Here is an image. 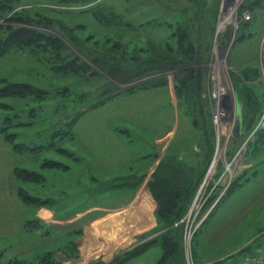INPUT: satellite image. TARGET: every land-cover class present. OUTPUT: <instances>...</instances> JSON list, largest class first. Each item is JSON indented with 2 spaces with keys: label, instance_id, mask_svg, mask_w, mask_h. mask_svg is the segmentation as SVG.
<instances>
[{
  "label": "rangeland",
  "instance_id": "obj_1",
  "mask_svg": "<svg viewBox=\"0 0 264 264\" xmlns=\"http://www.w3.org/2000/svg\"><path fill=\"white\" fill-rule=\"evenodd\" d=\"M194 2L19 0L8 9L7 16L24 11L47 24L16 25L60 38L64 53L50 62L27 48L0 56V79L47 91L40 101L0 98V126L15 131L17 143L40 147L14 151L0 132L1 264H47L48 254L57 264H156L158 237L172 229L180 257L170 264H220L264 250V136H257L264 130V0ZM9 24L0 18V35ZM185 24L199 44L180 56L176 28ZM75 56L87 63L82 76L50 67L68 69ZM183 69L200 72L199 94L179 78ZM115 70L133 76L111 77ZM234 77L251 88L247 101L261 103L257 123L239 138L244 120ZM158 80L164 83L151 85ZM72 119V136H52ZM106 154H114L111 162L98 161ZM16 169L37 179L17 178ZM155 173L179 188L193 184L170 225L157 217L162 185L151 186ZM139 206L154 222L145 230L129 219ZM40 208L52 211L49 224Z\"/></svg>",
  "mask_w": 264,
  "mask_h": 264
},
{
  "label": "trees",
  "instance_id": "obj_2",
  "mask_svg": "<svg viewBox=\"0 0 264 264\" xmlns=\"http://www.w3.org/2000/svg\"><path fill=\"white\" fill-rule=\"evenodd\" d=\"M19 0H0V18H6L10 21L9 25L3 26L2 28L4 30H6V32L3 35H0V56L4 55L6 52H8L9 50L13 49L14 51L18 50V49H24L27 48V50L33 51L34 53L40 52L43 56H45L46 59H48V62H50V58H55L57 57L58 54H63L64 51L61 50V52L59 53L61 46V41L60 38L58 37H47V35H45L43 32H40L38 30H36V28L34 27H30L31 25L28 26H17L16 24H19L21 22L26 23V24H32L34 23L35 25L41 24V25H47L44 24L43 22H41L40 20L36 21H31L32 18H30V16L27 13L23 12H18L15 14H12L10 16H7V11L8 9H10L11 7L18 5L17 2ZM192 3L195 4V0H191ZM204 4V3H203ZM204 6V5H203ZM34 26V25H32ZM186 24L184 26L180 25V27L177 26V30H178V35H177V40H176V48H174L173 50H175L176 53H179V55L183 56L184 52H186L185 50L191 51L193 50V48H197L199 42L197 40H194L193 37H191V33L190 31L188 32L189 28H186ZM173 47H171L172 49ZM50 50V53H47V51ZM49 52V51H48ZM157 52V50H156ZM161 53H163V51H159V53H157L159 56ZM46 54L48 56V58L46 57ZM152 54L156 55L154 53V51L152 52ZM196 54V53H194ZM174 56V54H171ZM65 57H68L69 54L65 53L64 54ZM74 56V55H71ZM179 57V56H178ZM78 59V61H77ZM90 59V58H89ZM154 59V58H153ZM92 60V59H91ZM186 61H183L181 63V65L183 63H185ZM188 62V61H187ZM69 68L68 69H63V65L62 68H60V64L58 65H54L52 66L50 64V67L54 70V71H58L62 72V73H69V74H75V75H79L82 76L87 72V63L83 60H80L77 56H75V58H72L69 61ZM185 70V69H183ZM109 74V71H107ZM111 72V71H110ZM185 76L184 74L182 76H180L179 78H184V80L188 79L189 81H191L190 83V87L192 88V90H194V92H196L197 94L200 93V72L198 71V69H187L185 71ZM111 77H117V78H123L124 76L127 77L126 79H129L132 75V73H130V71H118L115 70L113 72H111ZM124 74V75H123ZM161 80V79H160ZM183 80V81H184ZM234 86L236 88V92L238 93V97L240 99V106H242V119L244 120V123H242L241 129H239V124H237L235 132H234V138H239L242 137L244 135V133H246V131H248L250 128H253L254 125L257 123L259 117H260V112H261V103L260 101H258L257 99H255L254 97V102L251 103L249 101H247L246 96L251 95V88L248 86H245L243 84H241V80L239 81L238 78L234 77ZM0 82H4L1 86H0V98H4V97H10V98H14V99H23L29 97V100H36V101H40L44 98H46V94L47 91L43 90V89H39L27 82H5L4 79H0ZM144 83V82H143ZM142 83V84H143ZM163 80L159 82L158 81H153L151 83V85H160L163 84ZM140 84V85H142ZM138 87H141V86ZM127 90V89H126ZM245 99V100H244ZM103 101L100 100H96L92 103L89 104V106H87L88 108H92L94 106H97L98 104H101ZM34 109H30V111H33ZM252 110V111H250ZM6 119H9L8 117ZM6 119H4L3 121H5ZM73 119L70 120L69 124L70 126H68L64 131L60 132V130H55L53 132V137H58L57 139L62 138V136L64 135H69L72 136L71 133V124H73ZM19 123L17 122H12L9 125H7L8 127H17ZM24 124V123H22ZM25 124H28V122H25ZM7 129V127L5 126H0V132L4 135V139L10 143L12 145V147L14 148V151L17 152H23L24 150H28V151H37L40 147L37 145H31V144H25V143H17L16 142V136L17 134L15 133V131L13 132H8L6 133L5 130ZM262 135L264 136V130L263 129H259L257 131V136ZM53 143V141H50ZM261 143V142H260ZM259 146V143H256L255 145ZM48 145H51V143H48ZM69 155L73 157V159L77 158L74 154L68 152ZM57 162L53 163V166L57 165ZM15 171V175L17 178L22 177L24 180L26 181H35L37 179V176L34 175L33 173H30L26 170H14ZM170 172V171H169ZM171 173V172H170ZM156 174V178L155 180L151 183L152 187H155L156 184L162 185L161 188L158 189V193L162 194L161 198L162 200L159 201L158 203V210H157V217L161 222H164L165 224H172L173 220L178 217V215L181 214L184 204L185 202L188 200L189 198V192L191 190V188L193 187L191 184L189 187V183H187L186 186H184L183 188H179L178 185L175 183V179L172 178L171 181L168 178H164L162 179L161 176H158L157 173ZM167 179V180H166ZM173 180V181H172ZM187 189V190H186ZM186 190V193L184 195V191ZM189 190V191H188ZM149 198L151 203V197L149 196V194L145 193ZM21 198H23L24 201L26 202H33L35 201V199L31 198V196L28 195H23L22 193L20 194ZM153 206V205H152ZM215 207V206H214ZM158 240L160 241L161 247H162V255L160 256V258L158 259L156 264H170V262H174L178 260V256L180 257V250H179V233L178 230L176 229H172L171 231H167L166 233H162L160 237H158ZM255 250V249H251L250 251ZM246 253V252H245ZM245 253H242L240 255H233L232 257H238V256H242ZM126 256H133V253H128V255ZM44 257H46V262L47 264H57L54 260H52L51 255H45ZM125 258V257H123ZM123 258L117 257V262ZM181 262V259H180ZM0 264H1V254H0Z\"/></svg>",
  "mask_w": 264,
  "mask_h": 264
},
{
  "label": "crops",
  "instance_id": "obj_3",
  "mask_svg": "<svg viewBox=\"0 0 264 264\" xmlns=\"http://www.w3.org/2000/svg\"><path fill=\"white\" fill-rule=\"evenodd\" d=\"M89 112H94V114H97V113H95L96 112V110L94 109V110H91V111H88L87 113H89ZM104 112H106V111H104ZM109 112V114H108V118H109V116H111L112 115V113L110 112V111H108ZM102 114V113H101ZM79 122V121H78ZM90 129H93V130H95V128H93V127H89ZM110 130L112 129V128H109ZM72 150V149H71ZM113 151V150H112ZM72 153L74 154V155H76L75 154V152H74V150H72ZM113 155L114 154H112V155H109V154H106V156L105 157H103V158H99L98 159V161H100V160H104V161H106V163L108 162L109 163V161L111 160H113ZM146 155H149V154H147L146 153ZM77 157V156H76ZM79 157H77V159H75L74 160V162L75 161H77V162H79ZM110 161V162H111ZM76 163V162H75ZM95 164V163H94ZM100 165H102V163H100ZM94 166V165H93ZM101 172H102V169H101ZM93 175H94V173H92ZM136 180V179H135ZM134 180V181H135ZM135 182H137V181H135ZM126 200V199H125ZM117 205V204H116ZM116 205H114V204H109V205H99V204H93V205H90L88 208H91V207H97V206H105V207H115ZM142 207V206H141ZM88 208H85L84 210H87ZM82 210L83 209H78V210H75V212L72 214V215H76V214H79V213H81L82 212ZM83 210V211H84ZM139 210V211H138ZM137 211V212H136ZM134 212H136V216H134L133 215V213ZM37 215H41L42 216V218L43 219H45L46 220V223H48L49 224V220H50V218H51V216H52V211L51 210H49V209H47V208H40V209H38L37 210ZM128 213H129V219H130V221L132 222V223H134V221H136V220H139L140 219V225H143V226H140L141 227V230H145V229H148L150 226H152L151 224L152 223H154V222H151L150 223V221L148 220V216H146V213H144V212H142L141 210H140V206L137 208V209H129L128 210ZM139 213V214H138ZM128 219V220H129ZM127 238V237H126Z\"/></svg>",
  "mask_w": 264,
  "mask_h": 264
},
{
  "label": "built area",
  "instance_id": "obj_4",
  "mask_svg": "<svg viewBox=\"0 0 264 264\" xmlns=\"http://www.w3.org/2000/svg\"><path fill=\"white\" fill-rule=\"evenodd\" d=\"M187 264H194L190 259ZM220 264H264V250L255 249L239 257L225 258Z\"/></svg>",
  "mask_w": 264,
  "mask_h": 264
}]
</instances>
